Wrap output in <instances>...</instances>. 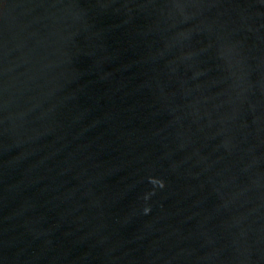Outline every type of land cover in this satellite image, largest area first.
Segmentation results:
<instances>
[{"label": "water", "instance_id": "obj_1", "mask_svg": "<svg viewBox=\"0 0 264 264\" xmlns=\"http://www.w3.org/2000/svg\"><path fill=\"white\" fill-rule=\"evenodd\" d=\"M0 264H264V0H0Z\"/></svg>", "mask_w": 264, "mask_h": 264}]
</instances>
